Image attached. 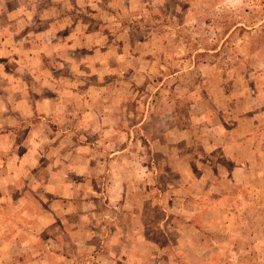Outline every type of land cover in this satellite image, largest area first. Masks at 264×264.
<instances>
[{"label": "rangeland", "instance_id": "obj_1", "mask_svg": "<svg viewBox=\"0 0 264 264\" xmlns=\"http://www.w3.org/2000/svg\"><path fill=\"white\" fill-rule=\"evenodd\" d=\"M2 70L0 264H264V0H0Z\"/></svg>", "mask_w": 264, "mask_h": 264}, {"label": "crops", "instance_id": "obj_2", "mask_svg": "<svg viewBox=\"0 0 264 264\" xmlns=\"http://www.w3.org/2000/svg\"><path fill=\"white\" fill-rule=\"evenodd\" d=\"M0 75L3 76V77L5 76L3 70L1 71ZM1 76H0V78H2ZM15 104H16L15 102L11 103L10 105H5L4 103H0L1 106L3 105V107H2V111H3V112H5V110H7V108H8L7 106H15ZM8 110H9V109H8ZM30 114L32 115L33 113L30 112ZM1 121H2V117H0V122H1Z\"/></svg>", "mask_w": 264, "mask_h": 264}]
</instances>
